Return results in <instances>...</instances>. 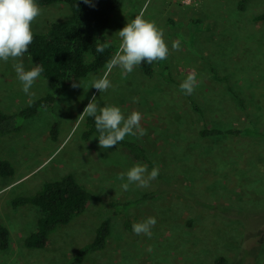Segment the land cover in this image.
<instances>
[{
  "label": "rangeland",
  "instance_id": "obj_1",
  "mask_svg": "<svg viewBox=\"0 0 264 264\" xmlns=\"http://www.w3.org/2000/svg\"><path fill=\"white\" fill-rule=\"evenodd\" d=\"M38 6L42 12L32 22V31H44L68 14L63 3ZM263 9L264 0H246L243 9L239 0H195L189 5L181 0H121L107 30L116 50L119 30L142 13L163 30L168 58L152 63V77L138 66L127 78L121 77V68H112V86L103 92L91 85L107 67L93 72L58 92L52 106L18 119L20 130L0 145V157L8 158L15 169L13 175H0V222L10 230V245L0 250V264H70L105 218L110 221L106 247L91 251L80 264H212L220 254L228 264H264V229H253L264 218V141L252 135L198 134L204 122L264 129V20L253 19ZM173 41H179V50L172 49ZM17 63L25 71L34 68L25 54L0 60V106L5 112H16L51 89V82L40 75L29 90L32 95L26 94ZM212 68L216 75L229 76L234 91L244 98L245 111ZM193 70L197 86L188 95L180 84ZM93 96L98 107L118 106L125 118L133 111L141 114L146 134L125 139L142 144L163 179L178 183L183 193L142 198L156 187L157 178L147 187L133 183L122 190L127 179L121 181L118 175L145 163L132 159L119 144L101 148L97 133L83 137L86 115H80ZM189 98L203 114L191 108ZM51 128L57 132L55 139ZM68 173L95 198L50 235L47 248L25 247L23 240L36 227L39 212L31 204L13 207L10 200ZM135 199L141 200L125 210L113 205ZM214 205L248 212L246 232L235 212ZM150 216L156 219L152 236L136 235L133 223Z\"/></svg>",
  "mask_w": 264,
  "mask_h": 264
},
{
  "label": "trees",
  "instance_id": "obj_2",
  "mask_svg": "<svg viewBox=\"0 0 264 264\" xmlns=\"http://www.w3.org/2000/svg\"><path fill=\"white\" fill-rule=\"evenodd\" d=\"M246 0H239L240 9L244 8ZM121 0H89L85 4L83 0H36L41 6L54 3H63L68 7L66 17L53 20L44 31H32L33 42L29 45L27 55L32 66L40 65L44 71L41 76L51 82V89L32 99L27 105L16 112H5L0 106V145L9 134L20 130L19 118H28L36 114L40 109L50 107L56 100V94L66 89L71 83L87 77L93 72H100L107 67L113 57L116 47L108 40L107 30L112 15ZM255 20H264V9L253 16ZM105 45L103 53L97 52L96 48ZM166 64V63H165ZM166 66V65H165ZM149 77L154 75L152 64L142 62L138 66ZM214 76L226 83L228 91L236 98L241 110H246L244 98L234 91L229 76ZM191 108L203 114L201 106L193 98H189ZM86 130L84 138H89L92 133H97L94 117L86 115ZM52 139L56 138L55 128H51ZM203 138L217 136H256L264 141V129L257 126H210L204 124L198 130ZM134 160L143 161L148 168L156 167L154 160L147 154L142 144L125 139L118 143ZM15 169L12 162L5 157H0V175H13ZM157 184L154 189L144 194L142 198H151L165 191L181 192L178 183L163 179L159 173ZM190 197V196H188ZM95 198L93 192L80 183L73 174L68 173L59 178L45 180L41 186L31 194L20 195L10 200L13 207L18 205H34L39 216L36 227L25 236L23 245L30 249H45L49 246L50 235L63 224H68L75 216L80 215L86 209L87 204ZM141 199L128 200L122 203L114 202L113 205L120 210L135 206ZM214 208L226 209L224 206L214 205ZM229 212H235L243 224V231L248 227L246 216L249 214L239 208L228 206ZM226 209V210H227ZM189 222V221H188ZM125 227L130 229V221L126 220ZM264 229V218L257 228ZM110 234V221L102 219L96 226L94 236L90 242L84 243L71 258L70 264H80L84 257L91 251L102 250L106 247ZM256 236V235H254ZM10 245V230L0 222V250H7ZM229 259L223 255L214 257L212 264H228Z\"/></svg>",
  "mask_w": 264,
  "mask_h": 264
},
{
  "label": "clouds",
  "instance_id": "obj_3",
  "mask_svg": "<svg viewBox=\"0 0 264 264\" xmlns=\"http://www.w3.org/2000/svg\"><path fill=\"white\" fill-rule=\"evenodd\" d=\"M85 4L89 0H83ZM41 8L36 0H0V60L7 62L9 58L22 57L27 52L29 45L33 42L32 22L41 15ZM120 44L113 57L107 64V72L99 79L92 82L91 87L99 92L110 88L111 82L108 74L112 68L119 67L122 78H127L136 66L142 62L152 64L157 60H166L169 55V48L164 40L163 30L154 21L144 19L143 14L137 15L130 23H127L119 30ZM105 45L96 48L97 52L103 53ZM179 41L172 42V49L179 50ZM19 80L22 82V90L29 92L34 81L40 77L44 69L37 65L31 70L25 71L21 63L14 65ZM197 86L196 72L191 71L180 84V90L191 95ZM94 117L95 127L99 132V145L103 149L116 146L123 141L126 135L146 134L140 126L142 119L138 111H133L127 118L118 106L98 107L96 97L93 96L82 114ZM135 130V131H134ZM159 175V168L153 167L148 171L147 165L137 163L126 173L118 175L124 191L129 189L130 184H137L139 187H147ZM155 217H148L143 221L133 223L132 230L136 235L144 234L152 236L151 229L155 226ZM151 247L148 251H151Z\"/></svg>",
  "mask_w": 264,
  "mask_h": 264
},
{
  "label": "built area",
  "instance_id": "obj_4",
  "mask_svg": "<svg viewBox=\"0 0 264 264\" xmlns=\"http://www.w3.org/2000/svg\"><path fill=\"white\" fill-rule=\"evenodd\" d=\"M182 3H184L185 5H189L195 2V0H181Z\"/></svg>",
  "mask_w": 264,
  "mask_h": 264
}]
</instances>
